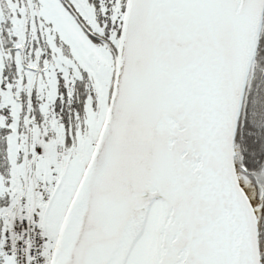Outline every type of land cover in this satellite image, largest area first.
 I'll return each instance as SVG.
<instances>
[{
	"label": "snow or ice",
	"instance_id": "6c2138e0",
	"mask_svg": "<svg viewBox=\"0 0 264 264\" xmlns=\"http://www.w3.org/2000/svg\"><path fill=\"white\" fill-rule=\"evenodd\" d=\"M0 264H264V0H0Z\"/></svg>",
	"mask_w": 264,
	"mask_h": 264
}]
</instances>
